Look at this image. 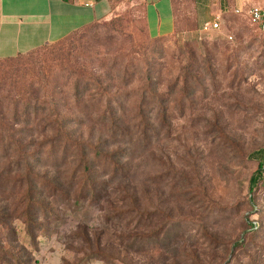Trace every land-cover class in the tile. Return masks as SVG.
I'll list each match as a JSON object with an SVG mask.
<instances>
[{"label":"rangeland","instance_id":"374dc122","mask_svg":"<svg viewBox=\"0 0 264 264\" xmlns=\"http://www.w3.org/2000/svg\"><path fill=\"white\" fill-rule=\"evenodd\" d=\"M215 6L204 10L206 22L178 14L177 32L154 39L147 35L143 0H113L112 12L71 36L72 47L59 60L84 58L96 68L98 52L120 47L132 78L129 86L113 89L129 134L141 128L133 116L140 112L146 60L154 63L166 101L150 97L143 106L152 116L147 147L126 143L136 156L128 172L107 183L108 200H81L77 207L74 195L65 202L66 194L55 197L45 189L52 207L31 232L19 215L21 189L0 190V205L6 206L0 212L3 264H264V169L250 183L264 161V29L247 7L234 12L223 5L218 18ZM214 20L217 27L210 26ZM189 27L201 36L181 35ZM19 60H0V76L12 79L16 89L24 70ZM61 73L54 74L62 79ZM73 105L63 111L80 115L82 108ZM101 127L88 123L78 130L88 134ZM105 168L98 164L97 177L113 174Z\"/></svg>","mask_w":264,"mask_h":264},{"label":"trees","instance_id":"16d2710c","mask_svg":"<svg viewBox=\"0 0 264 264\" xmlns=\"http://www.w3.org/2000/svg\"><path fill=\"white\" fill-rule=\"evenodd\" d=\"M82 28L70 31L57 42L39 45L13 57L0 58L4 62L21 59L19 63L24 69L18 89L10 82L12 79L0 76V88L5 90V94H0V190L5 191L9 187L21 189L23 207L19 215L28 223L31 232H34L31 227H42L39 218L42 211H48V206H51L50 201L43 198L45 189L50 188V195L55 197L66 194L65 202H69L74 195L72 203L77 207L81 200H108L110 191L107 183L116 181L117 172H128L136 156L135 149L128 154L126 143L138 141L141 146L147 147L152 116L143 106L150 97L159 103L166 101L158 92L162 81L157 80L154 63L146 60L145 83L138 91L140 112L133 116L138 118L136 126L141 128L136 135L129 134L127 120L120 114L122 104L118 92L113 89L118 86L117 83L124 88L129 86L131 80L128 77L132 78L130 64H124L119 58L123 57L118 52L120 47L98 52L94 58L98 65L96 68L84 58H74L70 62L68 55L60 60L58 58L70 50L73 44L71 36ZM47 47L53 49L43 50ZM48 55L53 58H48ZM131 65L137 72L138 65L133 62ZM58 70L65 79L56 78L54 73ZM64 84H69L67 90L62 87ZM125 95L130 96V93ZM68 99L78 109L82 108L80 115L63 111V106L70 103ZM88 123H102L103 127L97 131L90 129L88 134L78 130ZM39 159L44 161L43 165L37 164ZM101 163H106V171L113 174L109 178L99 176L104 179L97 184L98 164ZM263 169L264 161H261L257 174L250 178L252 187ZM65 184L68 189H63ZM5 209V205H0V212L4 213ZM35 223H39L40 227L33 226ZM1 250L0 264H3L1 254L4 252ZM88 257L91 259L94 256Z\"/></svg>","mask_w":264,"mask_h":264},{"label":"crops","instance_id":"0c3cea01","mask_svg":"<svg viewBox=\"0 0 264 264\" xmlns=\"http://www.w3.org/2000/svg\"><path fill=\"white\" fill-rule=\"evenodd\" d=\"M143 1L146 29L154 38L172 35L178 14L206 22L208 16L203 15L209 4L218 5L214 10L218 18L226 10L223 5L235 12L254 3L264 4V0H192L191 4L186 0ZM112 10L113 0H0V58L57 42ZM199 33L190 27L181 31V35L191 38L200 37Z\"/></svg>","mask_w":264,"mask_h":264},{"label":"built area","instance_id":"2783aa9c","mask_svg":"<svg viewBox=\"0 0 264 264\" xmlns=\"http://www.w3.org/2000/svg\"><path fill=\"white\" fill-rule=\"evenodd\" d=\"M237 12H241L240 9L236 10ZM247 14L252 20V22L259 27L260 29H264V4L254 3L251 4L247 8ZM219 22L214 20L210 26L217 27Z\"/></svg>","mask_w":264,"mask_h":264}]
</instances>
